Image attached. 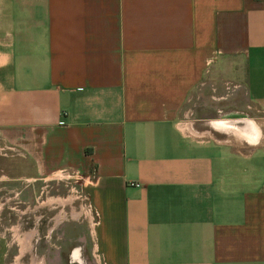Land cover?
Wrapping results in <instances>:
<instances>
[{
  "label": "crops",
  "instance_id": "obj_1",
  "mask_svg": "<svg viewBox=\"0 0 264 264\" xmlns=\"http://www.w3.org/2000/svg\"><path fill=\"white\" fill-rule=\"evenodd\" d=\"M86 248L264 264V0H0V264Z\"/></svg>",
  "mask_w": 264,
  "mask_h": 264
},
{
  "label": "rangeland",
  "instance_id": "obj_2",
  "mask_svg": "<svg viewBox=\"0 0 264 264\" xmlns=\"http://www.w3.org/2000/svg\"><path fill=\"white\" fill-rule=\"evenodd\" d=\"M227 85V84H226ZM228 87H230V86H228ZM219 91L220 92H222V90H218V93H219ZM228 92V91H227ZM232 118H235V117H229V119H232ZM245 118H247V117H245ZM249 119V118H248ZM44 185H43V182H37V184H36V195H37V197H41V199H43L44 197H45V195H47V193L45 192L44 193ZM68 189H69V186L68 187H65V186H62L60 189H58V191H55V189H49V187H48V189H47V191L49 190L50 192H51V194H55V195H58V194H66L67 193V191H68ZM26 229V228H25ZM42 229V228H41ZM56 232L54 233V235H53V237H54V240L55 241H57V243L59 244V240H56L55 238H56ZM58 234H59V232H58ZM57 234V235H58ZM42 236V235H41ZM18 237V236H17ZM20 242L21 243H24L25 241H24V238H21L20 239ZM40 249H41V255H43V250H44V247H45V244L42 242V243H40ZM84 247H82V249H83ZM53 250H55V249H53ZM89 249L88 248H86L85 250H84V252H85V257H86V260L88 261L87 263H89V264H92V258L89 256V251H88ZM40 251V250H39ZM55 252V251H54ZM64 258H62V260H63ZM28 261H29V258L25 255L24 257H22L21 258V260H20V262H21V264H28ZM39 257L36 259V264L37 263H39Z\"/></svg>",
  "mask_w": 264,
  "mask_h": 264
},
{
  "label": "built area",
  "instance_id": "obj_3",
  "mask_svg": "<svg viewBox=\"0 0 264 264\" xmlns=\"http://www.w3.org/2000/svg\"><path fill=\"white\" fill-rule=\"evenodd\" d=\"M129 185H131V186H135V187H138L139 186V184H135V183H130Z\"/></svg>",
  "mask_w": 264,
  "mask_h": 264
},
{
  "label": "flooded vegetation",
  "instance_id": "obj_4",
  "mask_svg": "<svg viewBox=\"0 0 264 264\" xmlns=\"http://www.w3.org/2000/svg\"><path fill=\"white\" fill-rule=\"evenodd\" d=\"M73 258H75V259H76V255H75V253H74V257H73ZM75 259H74V260H75Z\"/></svg>",
  "mask_w": 264,
  "mask_h": 264
}]
</instances>
